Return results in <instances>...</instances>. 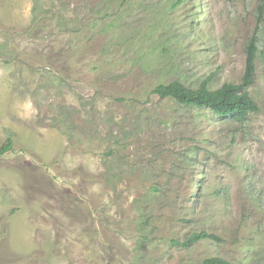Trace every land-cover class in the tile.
<instances>
[{
  "label": "rangeland",
  "instance_id": "obj_1",
  "mask_svg": "<svg viewBox=\"0 0 264 264\" xmlns=\"http://www.w3.org/2000/svg\"><path fill=\"white\" fill-rule=\"evenodd\" d=\"M257 1L0 0V264H264V23L245 123L151 95L239 84Z\"/></svg>",
  "mask_w": 264,
  "mask_h": 264
},
{
  "label": "trees",
  "instance_id": "obj_2",
  "mask_svg": "<svg viewBox=\"0 0 264 264\" xmlns=\"http://www.w3.org/2000/svg\"><path fill=\"white\" fill-rule=\"evenodd\" d=\"M129 1V0H125ZM264 23V0H258L254 13V32L248 40L244 54V72L240 83L224 84L218 90H211L209 84L211 77L205 79L197 89H191L180 83L173 81L167 85H158L151 91V95L159 100H170L180 106L192 107L196 109H207L215 117L230 120L237 124H243L247 121L250 114L256 113L258 107L250 98L248 89L255 82V65L258 58L259 30ZM13 149V142L7 139L6 143L0 149L1 154H5ZM202 183L196 186L201 190ZM200 194V191H199ZM219 242L220 239L205 231L193 233L185 237L182 242L172 240L174 246L183 249L191 248L200 242ZM194 264V263H184ZM199 264H230L221 258H207Z\"/></svg>",
  "mask_w": 264,
  "mask_h": 264
}]
</instances>
